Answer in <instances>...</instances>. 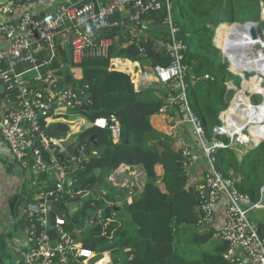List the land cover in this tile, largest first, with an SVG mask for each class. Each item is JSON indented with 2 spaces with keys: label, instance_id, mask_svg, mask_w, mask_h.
Instances as JSON below:
<instances>
[{
  "label": "trees",
  "instance_id": "16d2710c",
  "mask_svg": "<svg viewBox=\"0 0 264 264\" xmlns=\"http://www.w3.org/2000/svg\"><path fill=\"white\" fill-rule=\"evenodd\" d=\"M28 1L15 0V6ZM170 2L173 26L179 28L177 37L185 45L183 54L187 66L185 79L189 102L212 139L215 137L213 128L222 123L220 115L231 100L229 82L237 77L241 83V78L229 70V58L215 45V31L225 23L260 20V0ZM168 16L165 6L143 14L139 38L130 36L126 17L118 26H113L110 19L108 26L96 25L92 31L95 36L114 39L110 57L148 60L152 66H168L171 63L166 51L171 30ZM119 17L120 14L115 16ZM240 25L243 24L223 25L225 30L218 32L216 42L235 52L236 45L229 46L228 37ZM57 44L58 55L52 67L60 76L61 85L73 88L89 86V100L72 112L88 119L91 125L71 134L72 139L66 143L67 146L60 143V152L71 162L65 188L75 192L76 196L63 193L57 199H49L50 233L53 236L57 234L55 218L64 215L68 231L97 254L110 251L114 264H235L225 258L227 243L214 238L216 229L199 221L202 215L198 194L195 186L189 185L190 162L183 150L174 146L173 135L158 131L152 124V117L167 104V97L173 90L171 86H136L131 74L111 69L110 57H84L76 63L71 44L63 46L59 39ZM248 88L253 89L254 86ZM9 95L11 102H15V93ZM236 98H239L235 102L239 113L229 117L233 120L245 118L241 108L245 110V105L249 103L242 92ZM254 99L261 101V98ZM259 111L264 112V106ZM111 114H117L122 125V137L118 141L114 140L109 127L100 128L93 124L96 118L110 117ZM50 118L43 120V128L59 140L67 137L70 124L66 121L49 122ZM250 120L252 117L246 125H252ZM250 128L259 129L254 124ZM216 137L226 143L230 141L224 135ZM81 144L86 145L90 157L80 163L73 162L72 156L79 155ZM123 164L143 167L146 176L142 191H134L130 187L126 190L110 179ZM215 166L225 177L237 179L239 190L248 195L253 203L258 202L264 187V142L258 146L251 142L249 145L234 143L219 148ZM40 181L44 183L33 186V190L55 189L56 178L52 174L43 173ZM26 192L20 190L14 196L11 203L14 212L22 198L27 202L35 201L30 198V192ZM129 197H132L131 201ZM78 201L83 208L72 210L69 203ZM118 206H121L120 210H117ZM89 208L95 210L88 216L94 221L84 229L79 224ZM118 211L125 216H118ZM98 212H102V218L95 217ZM19 220L21 228H30L35 233L42 229L36 215L26 212ZM75 229L77 231L73 232ZM6 245L4 234L0 232V264H6L8 260V255H2ZM197 245L208 247L198 253L195 252Z\"/></svg>",
  "mask_w": 264,
  "mask_h": 264
},
{
  "label": "built area",
  "instance_id": "2783aa9c",
  "mask_svg": "<svg viewBox=\"0 0 264 264\" xmlns=\"http://www.w3.org/2000/svg\"><path fill=\"white\" fill-rule=\"evenodd\" d=\"M13 5L6 0L1 7L5 13L13 12ZM164 3L169 5L170 0H74L67 5L58 7L57 18L70 17L76 22V29L80 34H70L72 29L64 25L57 30L55 16L47 15L41 18L32 13H24L17 23L9 20L0 21V36H6L11 43L0 48V84L4 91H0V134L10 147L12 158L16 164L30 175L32 186L44 183L40 181L43 173L55 174L56 184L54 190H40L39 197L35 201L26 204L25 212L36 215L42 227L39 233L29 228L31 245L25 253V264H73L82 262L89 264L95 259L94 264H114L111 252L106 251L97 254L94 250L86 247L81 240L71 231L65 228L66 219L64 215L55 218L57 234L53 236L49 231L51 223L50 201L58 198L59 194L76 196L72 190H66L65 184L69 181V165L62 160L60 152L61 140L54 138L51 144L47 138L46 130L43 128V120L52 117L55 111L61 109L73 111L79 109L85 101L89 100L88 85L83 88H73L61 85L60 76L55 73L52 67L58 55L57 40L62 43H70L73 49L74 62L79 63L84 57H110V48L114 39L109 36H95L92 27H106L120 25L126 17L129 21V33L132 38H139L142 30L143 14L150 11L162 9ZM131 7V8H130ZM130 8V9H128ZM262 14L264 15V0H261ZM131 10L123 14V12ZM120 14L119 18H115ZM115 18V19H113ZM172 34L166 44V51L171 57L168 66H152V74H142L138 77L135 73L140 61H134L126 57H110L111 69H117L136 76L138 82H145L154 78L160 84H168L173 90L167 97V104L160 113H167L170 107H175L182 121L191 124L201 148L208 158V168L203 178L195 183L201 210L200 223L212 227L215 222V205L225 196V224L214 232V238L227 243L228 248L225 258L235 264H249L246 257L251 258L257 264H264V233L260 225L252 220L246 209L242 206V200L249 198L242 193L237 186V179L225 177L216 169V152L219 148L232 146L234 143L247 144L252 142L256 146L264 142L262 130H255L261 134L259 140L251 131V126H263L264 116L261 120L255 119L262 114L259 109L264 106L263 101H255V96L264 95L262 91L252 88H245L243 94L248 98V105L242 114L245 118H254L252 125H240L239 128H231V121L228 110L233 105L237 94L244 89V83L251 80L250 71L239 70L233 73V61L229 58V70L241 78L242 85L237 87L234 82H229L230 88L237 89L231 106L221 113L222 123L213 128L215 137L210 139L201 121V118L193 111L188 94L186 82L187 66L184 63L182 40L178 39V29L173 26L172 19L167 17ZM5 24V25H3ZM8 33V34H6ZM174 33V34H173ZM252 36V34H250ZM217 39V38H216ZM236 60V59H235ZM28 66L34 72L33 84L26 81L24 72L19 70L20 66ZM257 73L261 79V86L264 89V74ZM261 75V76H259ZM241 88V89H240ZM15 93V102H11L9 93ZM2 95V96H1ZM239 99V98H237ZM241 122V121H240ZM93 124L100 128L109 127L115 141L122 137V125L117 114L110 117H98ZM226 136L230 139L226 143L216 136ZM242 135L245 138H242ZM214 140L213 146L209 142ZM79 155H73L72 161L80 163L89 159V152L85 144L78 147ZM184 156L190 162L192 151L190 148L183 150ZM190 165V164H189ZM146 176L144 171L135 175L136 179ZM105 194V192H104ZM264 196V187L261 190ZM262 202L255 203L251 209L262 207ZM102 212L95 217L102 218ZM93 219L89 218L90 225ZM101 255V257H99ZM110 255V256H109ZM120 264V263H119Z\"/></svg>",
  "mask_w": 264,
  "mask_h": 264
},
{
  "label": "crops",
  "instance_id": "0c3cea01",
  "mask_svg": "<svg viewBox=\"0 0 264 264\" xmlns=\"http://www.w3.org/2000/svg\"><path fill=\"white\" fill-rule=\"evenodd\" d=\"M72 1L74 0H30L25 4L16 6V12L12 18L15 19L17 17H20L18 15H21L26 12L32 13L33 15L43 14L46 11L53 10L55 7L62 3H69ZM1 5L2 2L0 3V20L8 19L9 16L5 13L3 14V12L1 11ZM10 43L11 41L9 40V38H7L6 36H0V48L8 46ZM62 45L65 46L67 45V43H62ZM143 62L144 69L142 70L141 64L140 62H138L139 66L136 67L135 73L138 75V77L146 73L150 74V76H153L151 62L148 60H143ZM19 70L21 72H24L23 76L26 81L30 84H33L34 72L32 70H29L28 66L23 65L19 67ZM153 79L154 78L151 77L145 82H138L136 80V76H134L136 86L159 87L160 83ZM245 85L246 84H244V86ZM2 86L3 85L0 84V91H4V88ZM260 113L263 114L264 112L260 111ZM261 117L263 116L261 115L255 120L257 121ZM151 120L153 126L158 131L167 135L174 136V146L176 148L182 150H184L185 148L191 149L192 157L190 165L188 167L189 185H195L196 182L203 178V175L208 168L209 162L204 150L201 148L198 142L196 135L194 134L191 124L182 121L175 107H170L167 113H158L154 115ZM56 121H66L71 126V130L68 136L60 139L63 143H65V145L66 143H70L72 139L71 134L78 133L80 130L89 125L85 124V118L82 115L75 114L72 111L65 109L55 111L52 117L49 119V122ZM250 121H254V118L252 117V120ZM65 149L69 150L68 147H66ZM61 155L64 154L61 153ZM141 171H143V167L140 165L132 167L123 164L111 175L110 179L114 182L115 185L125 187L126 190L130 187L134 191H142L145 176L140 179L135 178V175ZM52 175L55 177V174L52 173ZM29 177V173L15 163L12 158L9 145L7 144L3 136L0 134V219L1 217L6 215L13 216V219L10 218L11 226H8L9 224L7 223L5 227L0 228V232L4 234V237L7 241V245L4 251L2 252V255H8V260L6 261V264H25V253L29 250L31 245L29 229L21 228L19 220L20 216L26 213L25 208L28 202L25 201V204L19 212V215H15L12 208H10L14 196L20 190L21 192L23 190H27V192L29 191V196L30 198H33V200L39 197V192L33 190V186ZM26 180L28 182L27 184ZM131 200L132 197H129V201ZM226 201L227 198L223 196L220 201L215 205V222L212 226L216 229V231L221 229L225 224ZM258 202H262L263 206L256 207L253 209L251 208L255 203H253L250 198H244L241 203L244 208L250 209L249 214H251L249 215V217L260 225L264 233V196L261 195V198L258 200ZM119 207L121 208V206H118L117 208ZM9 209H11V213L5 214V212ZM12 226L13 228L17 227L18 229L13 230L12 228L10 230L9 228ZM4 229L6 230L4 231ZM245 259L249 264H257V262L251 258L246 257Z\"/></svg>",
  "mask_w": 264,
  "mask_h": 264
},
{
  "label": "rangeland",
  "instance_id": "374dc122",
  "mask_svg": "<svg viewBox=\"0 0 264 264\" xmlns=\"http://www.w3.org/2000/svg\"><path fill=\"white\" fill-rule=\"evenodd\" d=\"M174 1V0H173ZM8 2H10V5H13V2L11 1V0H8ZM4 3H6V0H5V2H2V5L4 4ZM260 4H261V0H260ZM1 5V6H2ZM60 5H67V3H62V4H60ZM60 5H58L57 7H55L53 10H51V11H46L45 13H43V14H35L36 15V17H38V18H41V17H45V16H47V15H52V16H57V12H58V7L60 6ZM163 6H165L166 8H167V10H168V13H169V16L168 17H170L171 19H172V16H171V13H170V7H171V2L169 3V5H167L166 3H164V5ZM1 11L3 12V14L5 13L4 11H3V9H2V7H1ZM15 12H16V6L14 5L13 6V12L12 11H8V13H5V14H7L9 17H10V19H9V17H8V19H5V20H0L1 22H5V21H10L11 23H17L21 18L23 19V15H24V13L23 14H21V15H18V16H20V17H17V18H12L13 16H14V14H15ZM12 18V19H11ZM54 22H56V26L58 27L57 28V30H60V29H62L63 27H64V25H66V26H69L71 29H72V31L70 32V34H80L78 31H74V29H76V22L75 21H73L70 17H64L63 19H59V18H57L56 17V19L54 20ZM255 24H256V26H257V30L260 32V34H261V38L262 39H264V15L262 14V8H261V15H260V20H258V21H253ZM232 24H234V23H225V24H222L220 27H218V29H216V31H215V36H214V38H217V34H218V32L220 31V30H225V27L223 26V25H232ZM3 25H5V24H3ZM151 26V25H150ZM94 27V26H93ZM93 27H92V30H93ZM178 29V31H179V28H177ZM237 31V32H236ZM236 32V34H235V36H233L234 35V33ZM6 34H8V33H6ZM169 34H172V31L170 30L169 31ZM174 34V33H173ZM238 34H239V30L236 28L235 29V31L232 33V34H230V36L228 37V44H229V46H230V44H232V45H236V51L234 52L235 53V55L237 54V52L239 51V45H238V42H237V38H238ZM216 44H218V43H216ZM255 49H256V51H258V50H260L261 49V46L260 45H256L255 46ZM231 50V49H230ZM232 51V50H231ZM223 55H224V53H223ZM235 55L233 54V57H235ZM226 58V57H225ZM140 64H141V67H142V70L144 69V62H143V60H141L140 61ZM238 70H239V68H238ZM235 75V74H234ZM251 75V77H252V80L251 81H249V82H246L245 84V86H247V85H250L251 83H253V84H255L256 85V82L254 81V77L255 76H257V73H254V72H250V73H248L247 74V79H248V76H250ZM236 76H237V74H236ZM259 76H261V75H259ZM153 80H155V79H153ZM232 80H233V82H234V85L235 86H237V87H240L241 85H242V82L240 83V79L239 78H237V77H233L232 78ZM230 82H232V81H230ZM264 86V85H263ZM257 89H258V91H264V89L262 88V86H261V79L260 78H258V80H257V87H256ZM228 89H231V92L229 93V97L231 98V100H230V103H229V105H228V107H227V109L231 106V103H232V100H233V98H234V96L236 95V93H237V89H235V88H230V87H228ZM241 89V88H240ZM244 91V90H243ZM242 91V89H241V91L240 92H243ZM238 95V94H237ZM255 98H258V99H260L261 98V101H263V99H264V95H258V96H255ZM234 104V103H233ZM231 108H232V106H231ZM230 108V109H231ZM226 109V110H227ZM229 109V110H230ZM225 111V110H224ZM223 111V112H224ZM262 116H264V113L262 114ZM262 118V117H261ZM85 124H89V125H91V122L88 120V119H86L85 118ZM88 125V126H89ZM251 143V142H250ZM241 144V143H240ZM246 145H249V143H247ZM255 145V144H254ZM25 201L26 200H24L23 198L18 202V205H17V207H16V210H15V212H14V214L15 215H19V212L21 211V209H22V207H23V205L25 204ZM69 206H70V208L72 209V210H76V209H78V208H83L82 207V204H81V202L80 201H78V202H71V203H69ZM11 208V207H10ZM95 212V210H93V209H88L87 211H86V213L85 214H83L82 215V217H81V223L79 224V227H82V228H84V229H86V227L87 226H89L90 225V223L88 222V220H89V218H88V216L89 215H91L92 213H94ZM11 213V209H9V210H7L6 212H5V214H10ZM251 214V213H250ZM249 214V212H248V215H250ZM118 216L120 215V216H125V214L122 212V211H118V214H117ZM117 216V217H118ZM10 218H12L13 219V216H11V215H9V216H3V217H1V219H0V228H3V227H5L6 225H7V223L9 224L8 226H11L10 225V221H11V219ZM3 220V221H2ZM13 228V226L12 227H10L9 229L11 230ZM14 229H18L17 227L16 228H13V230ZM6 229H4V231H5ZM73 232H76L77 231V229H75V230H72ZM191 242V241H190ZM206 247H208L207 245H197L196 246V250H195V252H198V253H200V251L201 250H203L204 248H206Z\"/></svg>",
  "mask_w": 264,
  "mask_h": 264
},
{
  "label": "bare ground",
  "instance_id": "6f19581e",
  "mask_svg": "<svg viewBox=\"0 0 264 264\" xmlns=\"http://www.w3.org/2000/svg\"><path fill=\"white\" fill-rule=\"evenodd\" d=\"M235 24H239V23H235ZM252 25H253L252 23L248 22L247 24H243L237 27V29L239 30V34L237 38V42L239 45V51L237 52L236 55L234 51L233 50L231 51L228 47H225L219 44L218 45L227 50L226 52L231 57V59H234L233 54L235 55L236 58H238L237 60L233 61L232 68L234 70L239 71L237 68H240L242 63L246 62L248 63L247 67L249 69H252V71H257V72L264 74V39L261 38V34L257 29H256V34H257L256 37H253L250 35L252 34V27H251ZM256 45H260L261 49L256 51L255 49ZM257 79H258L257 77H255L254 79V81L256 82V85L251 83L250 85L244 86L243 90H245V88H248V86H251V87L254 86L253 89L258 91V89L256 88ZM236 99L234 101V104L232 105V108L228 110L229 117L237 115L239 113V109L235 106ZM248 119L250 118H241V117L236 118L235 120L231 121V128H234L233 125L235 126V128H239V126L242 124L246 125ZM258 120H261V118ZM257 128L262 130L264 133V125L257 126ZM251 131L252 133L256 135V139L261 138V134H258L255 131V129H251ZM242 138H245V136L242 135Z\"/></svg>",
  "mask_w": 264,
  "mask_h": 264
},
{
  "label": "water",
  "instance_id": "95a60500",
  "mask_svg": "<svg viewBox=\"0 0 264 264\" xmlns=\"http://www.w3.org/2000/svg\"><path fill=\"white\" fill-rule=\"evenodd\" d=\"M1 2H5V0H0V3ZM248 22H250V23H252L253 25L251 26L252 27V36L253 37H256L257 36V34H256V24L253 22V21H246V22H244V23H241V22H235V23H239V24H247ZM234 23V24H235ZM214 43H215V45L218 47V48H220V50L224 53V56H226V57H228V58H231L227 53H226V50L225 49H222L218 44H216L217 42H216V38H214ZM237 60L238 58H236V57H234V59H232V60ZM247 65H248V63H246V62H244V63H242V65H241V67L239 68V70H246V71H250V72H253L252 71V69H249L248 67H247ZM237 71H235V70H233V73H236ZM3 87V86H2ZM4 88V87H3ZM46 135H47V138H48V140L50 141V143L51 144H54V141H53V139L55 138L49 131H46ZM213 143H214V140H212V141H210L209 142V146H213ZM61 158H62V160H64L69 166H71V162L69 161V160H67V159H65V157H64V155H61ZM121 208L119 207V208H117V210H120ZM99 257H101V255L99 256ZM94 262H95V259H93V260H91L90 261V263L89 264H94Z\"/></svg>",
  "mask_w": 264,
  "mask_h": 264
}]
</instances>
